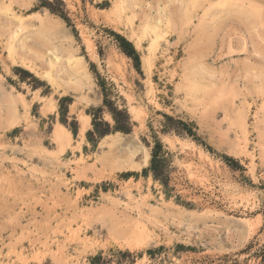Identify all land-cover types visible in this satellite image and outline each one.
Listing matches in <instances>:
<instances>
[{
    "label": "rangeland",
    "instance_id": "rangeland-1",
    "mask_svg": "<svg viewBox=\"0 0 264 264\" xmlns=\"http://www.w3.org/2000/svg\"><path fill=\"white\" fill-rule=\"evenodd\" d=\"M263 248L264 0H0V264Z\"/></svg>",
    "mask_w": 264,
    "mask_h": 264
},
{
    "label": "trees",
    "instance_id": "trees-1",
    "mask_svg": "<svg viewBox=\"0 0 264 264\" xmlns=\"http://www.w3.org/2000/svg\"><path fill=\"white\" fill-rule=\"evenodd\" d=\"M122 41L124 43H127L123 39ZM132 53L134 54L136 59H138L137 54L134 51H132ZM112 113H113L114 120L116 122V126L113 128V130L115 132H126V133L131 132V127H129V120H128V124H125V122H121L118 117V115L121 114L120 112L117 113L116 111H114ZM111 132H112V129L110 128V126H108V131L100 133L99 136H105V135L110 134ZM161 151H162V146L160 145L154 148L153 154H152L151 167L149 168V170H146L145 172L148 174L152 173L153 178L156 181L161 182L165 187H167L166 165H165L164 160L162 159ZM261 255L264 256V248L261 249Z\"/></svg>",
    "mask_w": 264,
    "mask_h": 264
},
{
    "label": "bare ground",
    "instance_id": "bare-ground-1",
    "mask_svg": "<svg viewBox=\"0 0 264 264\" xmlns=\"http://www.w3.org/2000/svg\"><path fill=\"white\" fill-rule=\"evenodd\" d=\"M61 133H62V132H61ZM62 134H63V133H62ZM68 134H69V133H68ZM68 134H66V135L68 136ZM66 135H65V136H66ZM69 136H70V138H71V135H70V134H69ZM69 136H68V137H65V138H69ZM63 138H64V136H63ZM70 138L66 140V141L68 142V144L70 143V141L72 142V140H71ZM61 140H62V139H61ZM66 141H65V142H66ZM64 145H65V143H63V146H64ZM66 147H67V145H66Z\"/></svg>",
    "mask_w": 264,
    "mask_h": 264
}]
</instances>
